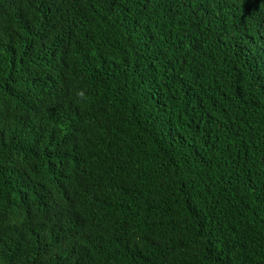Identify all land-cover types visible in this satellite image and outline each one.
I'll list each match as a JSON object with an SVG mask.
<instances>
[{
  "label": "trees",
  "instance_id": "16d2710c",
  "mask_svg": "<svg viewBox=\"0 0 264 264\" xmlns=\"http://www.w3.org/2000/svg\"><path fill=\"white\" fill-rule=\"evenodd\" d=\"M0 264H264V0H0Z\"/></svg>",
  "mask_w": 264,
  "mask_h": 264
}]
</instances>
